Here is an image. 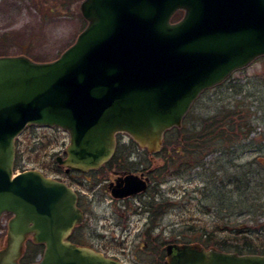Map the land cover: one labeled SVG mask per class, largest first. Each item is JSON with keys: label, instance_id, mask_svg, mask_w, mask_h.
<instances>
[{"label": "water", "instance_id": "obj_1", "mask_svg": "<svg viewBox=\"0 0 264 264\" xmlns=\"http://www.w3.org/2000/svg\"><path fill=\"white\" fill-rule=\"evenodd\" d=\"M80 10L87 25L58 58L0 56V219L13 214L0 264H124L68 239L84 219L71 186L36 169L15 173L27 127L68 132L66 157L56 158L67 172L108 162L119 133L158 152L204 91L264 56V0H84ZM118 181L115 198L146 189L133 173ZM29 236L45 250L21 263ZM166 255L164 264H264L261 253L189 243H169Z\"/></svg>", "mask_w": 264, "mask_h": 264}, {"label": "rangeland", "instance_id": "obj_2", "mask_svg": "<svg viewBox=\"0 0 264 264\" xmlns=\"http://www.w3.org/2000/svg\"><path fill=\"white\" fill-rule=\"evenodd\" d=\"M83 1L0 0V56L26 55L39 62L58 58L87 25L80 10ZM233 113L250 115L254 129L248 136L246 126L238 133L230 131L237 134L231 136L227 124ZM179 128H184L183 135L176 130L165 133L158 152L119 133L120 162L115 167L134 173L154 169L153 193L147 197L114 198L107 189L113 166L92 171L86 178L67 174L56 158L66 156L70 137L59 127L25 129L16 140L15 169H36L81 189L88 202L86 220L78 229L81 244L124 264H164L169 243L220 249L224 241L227 246L242 243L245 236L262 244L264 56L204 91ZM196 135L204 136L198 140L203 149L193 147ZM167 137L170 144L161 152ZM145 200L159 207L156 216L141 208ZM9 221V216L0 219V250L7 245ZM34 242L29 236L21 263H28L34 254Z\"/></svg>", "mask_w": 264, "mask_h": 264}, {"label": "flooded vegetation", "instance_id": "obj_3", "mask_svg": "<svg viewBox=\"0 0 264 264\" xmlns=\"http://www.w3.org/2000/svg\"><path fill=\"white\" fill-rule=\"evenodd\" d=\"M179 12H182V14L178 17V19H180L183 16V14H184L183 11H178L175 14V16ZM178 19H175V20H178ZM122 135L123 136H126L125 134H122ZM118 141H119V134L117 135V145H116V149H115V152H114L113 156L111 157V159L108 162H106L105 164H103L102 167H99L97 169L88 170V171L70 170L68 172L66 171V168H64L65 172L67 174H69V173H78L79 175H82L83 177L86 178L87 175H89V173L92 172V171L95 172V171H98V170H100L102 168H111V166H113L112 169H111V171H112L114 177L113 178H110L109 181H108V184H107V189H108V192L109 193H111V191L114 188V186L117 185V182H119L118 180L120 178H124L127 174L133 173V174H136V175L139 176V180L140 181H145V183H146V189L143 190V191H141V192H139V193H137V194H135V195L127 196V197H124V198H116V199H122V200L131 199V198L137 199V198H140L142 195H145V197H147L148 195H150V194L153 193V191H152V178H153L152 176L154 175V169H153V167H151V168L145 167V168L139 170V172H135V173L134 172H131L130 170H120V168L118 169L117 167H115V164H119V162H120V158L118 156V152H119V143H118ZM46 176H48V175H46ZM58 180L64 181V180H61V179H58ZM64 182L67 183L69 186H71L77 192V194H78V202H77V205L83 211V214H84L83 222L74 227V229L72 230V232L69 235L68 239L71 242L75 243V244L83 245V244H81V240H80V238H82V233H79L78 229L80 228V226H82L84 224V222L86 220L85 219V215H86V204L88 202L87 203L84 202V200H83V196L84 195H83V193H81L82 192L81 189H77L76 190L73 187L72 184H70V183H68L66 181H64ZM89 182H91V181L89 180ZM120 182H122V181H120ZM125 183L126 182H123V184H125ZM151 196H153V195H151ZM152 202H153L152 200L151 201L145 200V201H143L142 206H141V208L144 211H148L150 217L152 216V212H151V209H150L151 208V204H149V203H152ZM4 216H9L10 219H11L13 217V214L10 213V212H7V213H4V215L2 217H4ZM33 246L39 247L40 250L41 249L42 250H45V245L44 244H40V243L34 242L33 243Z\"/></svg>", "mask_w": 264, "mask_h": 264}, {"label": "trees", "instance_id": "obj_4", "mask_svg": "<svg viewBox=\"0 0 264 264\" xmlns=\"http://www.w3.org/2000/svg\"><path fill=\"white\" fill-rule=\"evenodd\" d=\"M181 14H182V12H179L176 15L177 16L176 19H178V17ZM227 115H228V113H227ZM229 116H231L229 118L230 122L227 124V125H229V128H228L229 132L230 131L234 132L235 130H237L236 133H238V131L244 126L247 127L246 136H248L253 131L254 127L251 125V122L249 121V118H250L249 114L246 113V115H242L240 113H233V114H229ZM233 117H236V118L232 119ZM174 130H176L181 135H183V133H184V128H173V129L168 130L166 132V135L172 133V131H174ZM235 135H237V134H235ZM231 136H233L232 133H231ZM203 137H204L203 135H196L194 137V141H192L194 144L193 147H195L196 149L197 148L203 149L204 146L198 143V140L202 139ZM169 144H170V140L167 137V139L165 138V145H164V148L161 152L166 151ZM149 204H151L150 209L152 212V216H156L158 214L157 211L159 210L158 209L159 207L155 206L156 204L154 202L149 203ZM153 209H155V210H153ZM151 228H152V226H151ZM243 238H244V240L242 243H235V244H230L229 246H227V243L224 241L219 247H220V249H223L226 251H235V252H238L240 254H242V253H261V254H264V241L262 244L255 245L250 238L245 237V236ZM225 245L227 247H225ZM34 248H35L34 254L32 256L28 257V263L35 261L37 258V255H41L44 252V250H42V249L40 250L39 247L34 246Z\"/></svg>", "mask_w": 264, "mask_h": 264}]
</instances>
